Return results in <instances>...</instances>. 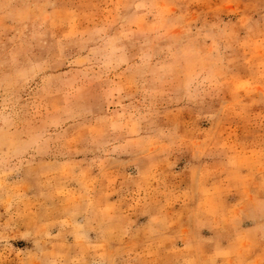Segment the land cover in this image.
<instances>
[{
    "label": "rangeland",
    "instance_id": "rangeland-1",
    "mask_svg": "<svg viewBox=\"0 0 264 264\" xmlns=\"http://www.w3.org/2000/svg\"><path fill=\"white\" fill-rule=\"evenodd\" d=\"M0 264H264V0H0Z\"/></svg>",
    "mask_w": 264,
    "mask_h": 264
}]
</instances>
